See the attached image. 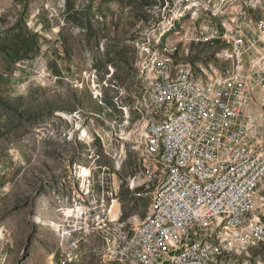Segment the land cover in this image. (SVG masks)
I'll use <instances>...</instances> for the list:
<instances>
[{
  "label": "rangeland",
  "instance_id": "rangeland-1",
  "mask_svg": "<svg viewBox=\"0 0 264 264\" xmlns=\"http://www.w3.org/2000/svg\"><path fill=\"white\" fill-rule=\"evenodd\" d=\"M194 5L175 4L158 22L169 0H0V264H53L64 233L66 255L82 254L83 264H135L124 246L150 212L162 167L139 140L137 151L113 138L112 129L123 139H131L136 125L140 132L154 59L172 71L199 68L206 50L174 42L188 34L194 16L198 27L213 28V17L225 23L219 14L236 5L264 22V0ZM229 20L238 21L237 11ZM139 37H147V50ZM232 41L223 36L222 69L191 72L219 76L231 64ZM200 67H209V59ZM145 172L155 176L140 184ZM102 183L105 202L82 217L86 240L75 222L63 230L58 216L78 221ZM255 202L251 219L259 225L264 184ZM37 216L43 224H34ZM230 237L222 235L221 246H237ZM215 253L217 264H239L218 246ZM233 255L243 264H264V240L248 252L233 248Z\"/></svg>",
  "mask_w": 264,
  "mask_h": 264
},
{
  "label": "built area",
  "instance_id": "built-area-1",
  "mask_svg": "<svg viewBox=\"0 0 264 264\" xmlns=\"http://www.w3.org/2000/svg\"><path fill=\"white\" fill-rule=\"evenodd\" d=\"M181 2L182 0H169L168 13L158 15V22L169 14L175 4ZM230 11H237V22H230ZM229 12L219 14L226 15L225 23H217V16L213 17V28L198 27V17L194 16L188 34L174 38V42H179L187 49L196 52L206 50V57L199 58V68L190 70L204 75L212 72V69H222L224 48L227 47L223 43V36H232L238 67L229 82H217L203 87L185 84L169 87L165 85V77L171 74L163 70L156 73V76H162V97L173 107L174 96H182L185 113L178 115L168 127L154 129V136L150 138L154 151H161V160L162 155H172V162H164L168 166L166 184L156 185L150 194L154 203L153 212H160V219H153L152 215L148 220L149 228L140 232L142 239H148L149 229H155L160 223L184 219L188 214L207 213L218 206L229 207L234 220L241 214L246 185H251L255 179L252 178V168L257 164H252V156H257L260 148L264 147V129H261V120L264 119L260 118V109H264V22L262 14L252 13V9H247L246 6L234 5ZM136 39L145 40L146 50L148 49L147 37ZM211 45H218V52H211ZM202 59H209V67H200ZM137 90L136 87L134 100ZM159 112L149 111V116H157ZM141 117L143 116L139 115ZM115 130L113 128L111 132L113 138L131 142L133 148L139 151L138 140L142 133L137 130V125L131 139L116 138ZM253 130H260V137H253ZM187 158L197 161V170L205 174V181H198L193 177V170L187 166ZM213 159L233 161V168L213 166ZM235 169H242L239 181H231V174ZM147 176L155 174L145 172V179L140 184H146ZM201 183H211V190L201 191ZM101 186L102 192L89 198L87 212L78 213V221L75 219L77 216H58L57 223L63 224V230L67 232V223L75 222L81 230V240H86L82 217H89V208H96L98 212L99 203L105 202L103 183ZM107 217L109 221H113L109 213ZM258 227H262L264 231V220L259 222ZM203 239L212 241L218 246L220 253L227 254V258L238 259L239 264L243 263L240 262V257L233 255V248H247L248 252L252 247H259V239L246 235L242 236V240H237V246H221V241L215 240L214 236ZM65 240H70L68 233ZM65 240L57 237V252L53 264H83L82 254L66 255ZM185 264L196 263L187 261Z\"/></svg>",
  "mask_w": 264,
  "mask_h": 264
},
{
  "label": "bare ground",
  "instance_id": "bare-ground-1",
  "mask_svg": "<svg viewBox=\"0 0 264 264\" xmlns=\"http://www.w3.org/2000/svg\"><path fill=\"white\" fill-rule=\"evenodd\" d=\"M196 2H199V0H182L181 3L184 7L194 8ZM187 8H183L178 13L185 12L184 10L187 11ZM230 58V66L219 76L202 79L197 78L193 72L187 69L172 71L171 67L161 58L153 60V70L150 73L145 101L146 119L144 118L145 121L142 122L140 127L142 136L139 138V143L144 151L155 157L161 164V178L158 185L166 184L168 166L164 162H172V155H162L161 160V151H154L150 144V138L154 136V129L166 128L174 119L178 118V115H183L185 113V103L182 96H174L172 107V104H169L162 97L163 80L162 76H156V73L163 70L171 74L169 77H165V85L169 87H179L183 84L195 87L210 86L212 83L230 81L235 68L238 67L235 45H233ZM149 111L160 112L157 116H149ZM260 118L264 119V109H260ZM261 129H264V120H261ZM253 137H260V130H253ZM259 162H264V147L260 148L257 156H252V164H257L252 168V178L255 179L251 182V185H246V195L241 214L235 217L234 220L231 218L229 207L218 206L207 213L188 214L184 219L160 223L155 226V229H149L148 239H142L140 238V232L149 228L148 220L151 219L152 215L153 219H160V212H153L154 203L152 202L149 214L135 229L132 237L124 246V251L133 258L135 264H185L187 261L196 264H217L215 257L217 245L215 246L212 241L203 238L214 236L215 240L222 241V235L229 234L231 236L230 240L235 242L242 240L243 235L257 238L259 241L264 240V231L251 219L254 208L258 207L255 202L256 197L259 189L264 184V164H259ZM187 166L190 167V170H193L195 179L205 181V174L197 170V161L194 158H187ZM213 166L232 169L233 161L213 159ZM241 177L242 169H235L231 174V181H239ZM208 190H211V183H201V191ZM34 223L41 225L43 220L37 216V218H34ZM237 236H240V238L237 239ZM195 237L197 238L194 239ZM63 238H66L65 233Z\"/></svg>",
  "mask_w": 264,
  "mask_h": 264
},
{
  "label": "crops",
  "instance_id": "crops-1",
  "mask_svg": "<svg viewBox=\"0 0 264 264\" xmlns=\"http://www.w3.org/2000/svg\"><path fill=\"white\" fill-rule=\"evenodd\" d=\"M35 224V223H34ZM37 225V224H36Z\"/></svg>",
  "mask_w": 264,
  "mask_h": 264
}]
</instances>
